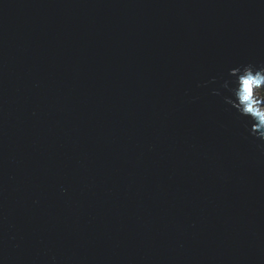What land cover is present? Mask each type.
<instances>
[{"label": "water", "instance_id": "1", "mask_svg": "<svg viewBox=\"0 0 264 264\" xmlns=\"http://www.w3.org/2000/svg\"><path fill=\"white\" fill-rule=\"evenodd\" d=\"M264 0H0V264H264Z\"/></svg>", "mask_w": 264, "mask_h": 264}, {"label": "clouds", "instance_id": "2", "mask_svg": "<svg viewBox=\"0 0 264 264\" xmlns=\"http://www.w3.org/2000/svg\"><path fill=\"white\" fill-rule=\"evenodd\" d=\"M239 69L234 81L230 83L233 99L238 105V113L245 118H258L264 122V94L257 90L264 86V64L247 63Z\"/></svg>", "mask_w": 264, "mask_h": 264}, {"label": "trees", "instance_id": "3", "mask_svg": "<svg viewBox=\"0 0 264 264\" xmlns=\"http://www.w3.org/2000/svg\"><path fill=\"white\" fill-rule=\"evenodd\" d=\"M260 93H261V94H264V86L261 87V89H260Z\"/></svg>", "mask_w": 264, "mask_h": 264}, {"label": "rangeland", "instance_id": "4", "mask_svg": "<svg viewBox=\"0 0 264 264\" xmlns=\"http://www.w3.org/2000/svg\"><path fill=\"white\" fill-rule=\"evenodd\" d=\"M257 95H261L260 89L257 90Z\"/></svg>", "mask_w": 264, "mask_h": 264}]
</instances>
